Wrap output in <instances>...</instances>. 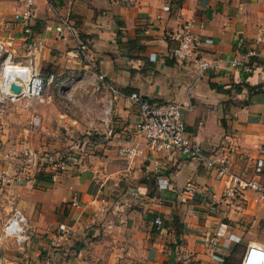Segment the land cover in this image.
I'll list each match as a JSON object with an SVG mask.
<instances>
[{
    "label": "crops",
    "instance_id": "obj_1",
    "mask_svg": "<svg viewBox=\"0 0 264 264\" xmlns=\"http://www.w3.org/2000/svg\"><path fill=\"white\" fill-rule=\"evenodd\" d=\"M30 7L32 17L17 20L29 9L26 0H0V44L22 59L29 26L41 43L36 63L55 78L38 98L0 102L6 143L24 148L28 164L0 151V219L14 206L29 234L12 264H240L248 243H264V197L246 189L225 198V177L151 148L136 132L129 98L137 92L181 104L185 132L204 154L224 158L230 175L264 185V55L247 56L252 47L264 50V42L252 46L264 0H32ZM62 18L77 28L74 38L46 29ZM185 22L199 36L197 57L222 68L200 75L193 60L170 56L171 36ZM92 82L85 93L76 87ZM121 147L137 150L132 164ZM57 159L69 166L51 180ZM59 224L68 232L53 244Z\"/></svg>",
    "mask_w": 264,
    "mask_h": 264
},
{
    "label": "built area",
    "instance_id": "obj_2",
    "mask_svg": "<svg viewBox=\"0 0 264 264\" xmlns=\"http://www.w3.org/2000/svg\"><path fill=\"white\" fill-rule=\"evenodd\" d=\"M132 2L133 0H126ZM29 9L22 13L14 15L15 19L29 20L32 17L31 5L32 0H26ZM47 30L57 33V36L62 40L74 38L77 34V28L67 18L60 19L55 26H46ZM259 36L255 39L252 46L264 42V20L259 27ZM22 38L24 41V57L16 60L12 53L0 44V102H14L21 98H37L40 97L48 84L52 83L55 78L53 75L44 76L37 63V53L40 50L41 43L37 41L29 26H25L22 30ZM174 45L171 49V57L177 62L194 61L200 75L208 69H220L222 65L219 60H208L203 57H197L199 46V36L194 31L191 22H185L180 29L174 32L171 36ZM209 42L208 40H205ZM264 55V50L257 52L252 47L248 51L247 56ZM102 79L101 77L99 78ZM102 83V82H101ZM20 87L18 93L11 89V85ZM67 88V83H64L61 89ZM129 98L136 107L138 121L136 123V132L145 142L153 149L165 150L173 153L184 155L190 159L196 160L205 166L213 169L218 178L225 177L223 188V197L235 199L240 196L244 190L252 189L258 193L259 198L264 197V185L258 182L233 176L228 173V167L224 158L214 160L210 156L204 154L203 150L194 143L186 134L184 123L182 121L181 112L183 106L176 102L158 103L152 102L143 98L137 92L130 94ZM33 124H37L36 118L32 120ZM112 127L108 125L106 131L107 136H111ZM84 143V142H83ZM91 145L88 140L85 142ZM102 141L93 142V145L99 147ZM80 145V144H79ZM264 151V146L262 147ZM118 154L128 161L133 163V158L137 154L134 148L121 147ZM70 160L57 159L51 162L50 168L52 172L50 179L55 180L58 173L66 170ZM262 161L258 160L255 164V172L259 173L262 168ZM71 204L78 206L75 199H72ZM155 224L160 221L155 219ZM1 235L5 239L13 238L18 243H22L29 239L28 225L26 216L19 209H14L11 215L2 224L0 223ZM68 227L65 224H59L55 229V235L52 238L53 244L60 242L67 234ZM213 246L211 245V248ZM240 264H264V243L250 242L242 253Z\"/></svg>",
    "mask_w": 264,
    "mask_h": 264
},
{
    "label": "rangeland",
    "instance_id": "obj_3",
    "mask_svg": "<svg viewBox=\"0 0 264 264\" xmlns=\"http://www.w3.org/2000/svg\"><path fill=\"white\" fill-rule=\"evenodd\" d=\"M73 85L74 84H72V86ZM79 85L82 86V89H83L82 93H85V92L89 91V88L94 89L96 87L95 86L96 84L93 83V82L92 83H87L86 86H85V84H77V86H76L77 89L80 87ZM84 86L87 87V88H85ZM83 103H84L83 100L76 101V107L78 109V112H79V107L80 106H81V109H82ZM78 112H77L78 116H81V114L78 113ZM0 124H3V123H1V121H0ZM18 133L20 134V132H18ZM4 134H6L5 133V129H4V127L2 125H0V151H1V154L4 155L6 153L7 155L13 156L14 158H17L18 160L20 159V161L23 162V163H21V166H24L25 163L27 164V162H26L27 155L25 153L26 151H24V148L23 149H16V148H14L15 145H13V148L14 149L12 147H10L6 143ZM61 134L64 135V136H66L67 132L64 131V130H62ZM6 144L8 146V148H7L8 149V152H4L5 151ZM33 150H34L35 153H37L36 148H34ZM34 152L29 151V154L28 155L30 156ZM65 152H66L65 149H63V151L60 153L59 157L65 156ZM13 170H16V168H14ZM1 186H4V184H3V181L0 179V187ZM3 195H4V190H3V192L0 193V211H2L3 208H4L3 204H4V200L6 198ZM14 209L15 208L13 206L12 211ZM12 211H10V213H9V215L7 217H9L11 215ZM2 221L3 220L1 218L0 219V223L1 224H2ZM0 235H1V230H0ZM4 239H5L4 237L3 238H0V264H12V262L13 263H15V262L16 263H19V258H20V255L19 254H20V252H25V249H24V246L23 245L26 244L27 242H29V239L26 240V241H24V242H22V243H18L13 238L7 239V240H10V241L8 242V246L5 247V248H4L3 243H2L4 241ZM23 258H26V257L24 256Z\"/></svg>",
    "mask_w": 264,
    "mask_h": 264
},
{
    "label": "water",
    "instance_id": "obj_4",
    "mask_svg": "<svg viewBox=\"0 0 264 264\" xmlns=\"http://www.w3.org/2000/svg\"><path fill=\"white\" fill-rule=\"evenodd\" d=\"M11 89H12L14 92H16V93H18V92L20 91V87L17 86V85H15V84L11 85Z\"/></svg>",
    "mask_w": 264,
    "mask_h": 264
}]
</instances>
